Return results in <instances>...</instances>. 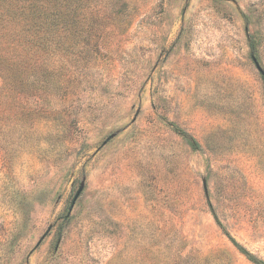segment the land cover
<instances>
[{
    "label": "rangeland",
    "instance_id": "obj_1",
    "mask_svg": "<svg viewBox=\"0 0 264 264\" xmlns=\"http://www.w3.org/2000/svg\"><path fill=\"white\" fill-rule=\"evenodd\" d=\"M57 1L0 53V264L264 262V0Z\"/></svg>",
    "mask_w": 264,
    "mask_h": 264
},
{
    "label": "trees",
    "instance_id": "obj_2",
    "mask_svg": "<svg viewBox=\"0 0 264 264\" xmlns=\"http://www.w3.org/2000/svg\"><path fill=\"white\" fill-rule=\"evenodd\" d=\"M57 0H0V10L4 12L3 21H0V53L9 46L13 47L20 43L19 47L23 46V38H25V31L31 30L40 32L41 30L54 31L56 22L58 23L59 16L57 13ZM66 8H69V1L65 2ZM12 11V12H11ZM17 12L18 16H13ZM58 17V18H57ZM68 18V17H67ZM254 50V47L252 48ZM17 50H14V55ZM255 51V50H254ZM13 60L11 55L7 58L0 55V66L10 67ZM1 70V69H0ZM3 73V74H2ZM3 75V76H1ZM6 77L5 72L0 71V78ZM182 135L188 141L193 149H198L199 144L186 134ZM231 244L242 253L249 261L262 264L253 254L243 248L233 237L226 234Z\"/></svg>",
    "mask_w": 264,
    "mask_h": 264
},
{
    "label": "water",
    "instance_id": "obj_3",
    "mask_svg": "<svg viewBox=\"0 0 264 264\" xmlns=\"http://www.w3.org/2000/svg\"><path fill=\"white\" fill-rule=\"evenodd\" d=\"M253 62H254V64H255L256 68L260 71V67H259L257 61H256L254 58H253ZM81 190H82V186H80V187L78 188V190L76 191V193H75V195H74V197H73V199H72L71 206L74 204V202H75V200L77 199V197L79 196Z\"/></svg>",
    "mask_w": 264,
    "mask_h": 264
}]
</instances>
